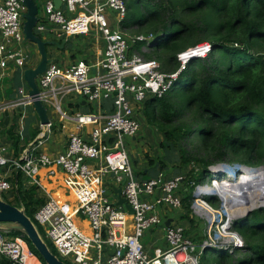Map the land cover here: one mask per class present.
<instances>
[{
  "label": "built area",
  "instance_id": "1",
  "mask_svg": "<svg viewBox=\"0 0 264 264\" xmlns=\"http://www.w3.org/2000/svg\"><path fill=\"white\" fill-rule=\"evenodd\" d=\"M41 1L44 16H39L35 30L38 35H55L59 30V37H100L105 49L94 63L80 61L69 67L51 63L38 79L39 99L45 106L55 107L60 123L73 122L78 131L68 136L64 152L55 157L43 153L55 127L48 113L50 123L40 124L37 138L19 156L11 145L0 143V170L5 172L0 176L2 199L6 197L9 203L15 199L16 186L9 179L10 173L23 174L27 186L41 187L42 169L50 177L62 172L73 200L62 202L46 194V202L34 214L33 222L45 242L71 264H200L199 255H209L210 249H217L215 254L243 251L245 243L233 226L248 215L225 214L227 199L216 190L229 177L226 172L240 175L247 168L228 164L211 167L206 181L192 184V212L206 224L202 241L197 243L174 219L169 227L165 225L169 209L183 208L181 191L186 175L168 179L161 174L144 182L134 173L125 141L141 131L139 109L150 98L161 99L172 91L180 73L165 74L156 62L131 54L132 45L145 42L151 46L149 39L153 36L132 37L122 30L128 0H61L60 9L54 0ZM26 12L23 0H0V82L8 79L11 72L30 69L33 54L23 48ZM212 49L204 44L180 55V72L188 68L192 59H205ZM17 95L15 102L0 111L34 107L29 90L18 88ZM71 98L85 99L95 105L98 113L70 116L64 105ZM105 102L112 103L108 115L101 114ZM87 126L94 128L81 132ZM19 136H23L22 131ZM109 177L118 189L122 188L133 215L116 205L118 198L110 199ZM232 200L235 205L242 203L238 197ZM81 219L89 225V233L80 226ZM156 228L164 230L166 248L151 256L143 240ZM0 256L11 264H34L32 260L37 258L25 237H12L10 231L2 229Z\"/></svg>",
  "mask_w": 264,
  "mask_h": 264
},
{
  "label": "trees",
  "instance_id": "2",
  "mask_svg": "<svg viewBox=\"0 0 264 264\" xmlns=\"http://www.w3.org/2000/svg\"><path fill=\"white\" fill-rule=\"evenodd\" d=\"M122 30L132 37L156 38L153 46H146L143 59L156 62L165 74L180 73L172 91L146 101L144 118L164 135L162 168L174 165L182 172L191 167L183 172L188 191L184 196L181 192L185 210L181 220L193 225L192 184L203 182L211 167H264V0H128ZM144 44L137 43L134 50L141 52ZM204 44L214 50L205 59H192L180 72L179 56ZM9 134L19 156L20 139ZM21 180L20 176L14 191L15 206H23L33 220L46 201L38 198L37 187L27 188ZM233 228L245 249L209 254L206 264H264V209L253 211ZM193 234L192 229L186 233L196 243L202 240ZM0 264L11 262L0 256Z\"/></svg>",
  "mask_w": 264,
  "mask_h": 264
},
{
  "label": "crops",
  "instance_id": "3",
  "mask_svg": "<svg viewBox=\"0 0 264 264\" xmlns=\"http://www.w3.org/2000/svg\"><path fill=\"white\" fill-rule=\"evenodd\" d=\"M58 32L59 30L56 31L55 35L48 34V36H43V38L49 41H56L59 44H62L63 41L67 40V43L65 44L63 49H59L57 47L60 52L56 54L57 56L54 59H51L56 61L57 64H59L60 66L69 67L80 61L94 63L102 56V53L105 49V45L101 41L100 37L99 39H96V37L92 36V48L88 54V58H79L81 56L77 57L76 55L78 51H76V49L74 48H71L70 46L71 38L65 35L59 37ZM82 48L83 47H80V49ZM37 63L38 62L36 60V57L33 55L32 63L30 64L29 68H35V65ZM21 87H24L25 89L29 90L24 81L23 72L21 71L11 72L8 79H5L3 82H0V109L9 107L11 103L15 102L18 99L17 89ZM111 107V102H105L103 104L101 114L108 115V113L111 111ZM64 109L72 117L77 114L91 115L94 113H98V109L95 107V105H91L85 99L82 98L67 99V101H65ZM51 114L55 116L57 120L56 123L52 120L53 123H55L54 135L52 137L51 142L44 146L42 152L45 154H49L52 157H55L65 151L68 136L72 133H77L78 130L77 125L75 123H60L57 114L55 112ZM40 124V120L34 107H22L19 109H8L6 111H0V143L11 145L14 151L16 152L15 155H17V149H15V147L13 146L14 140H12V135L9 133L12 131L13 135L19 137L20 148L24 150L26 146H28L37 138L39 134ZM93 128L94 126H87L84 127L81 132L87 133L93 130ZM149 128L150 130L147 131V129L144 127L143 134L138 135V137L131 138L129 141L130 145L134 148L135 153L136 150L138 152V160L134 162L135 168L137 169L138 179L147 182L150 180L157 179L161 174L167 177L168 179L180 176L183 172H178V169H174V165H168L165 169L162 168L163 156L161 158L158 157L164 154L161 145L164 142L165 138L164 135L161 133L162 138L160 139V149L157 148L156 144H154L153 142V140L156 139V133L153 132L154 127L149 126ZM21 131L23 132L22 137L19 136V133ZM34 133L36 134L35 136H33ZM9 137H11L12 139ZM21 151L19 152L18 150L19 155ZM2 174H5V172L0 170V176ZM18 176H21V182L24 184L25 187H33L31 185L27 186V180L23 178V174L19 175V173H10L9 179L13 184H15L14 186L18 187ZM39 180L41 183V187L34 186L37 187L39 199L46 201V194H50L51 196L59 199L62 202L70 203L71 200H73L72 196L69 195L67 189L65 188V176L62 172H58L54 177H50L49 172L46 169H42L40 172ZM110 181L112 183H110ZM107 184V187L110 189V191H112V193L117 196L115 190H117L118 188L116 185H114L111 177H109V180L107 179ZM182 191L184 196V193L188 191L186 183L182 186ZM13 202H15V199ZM173 218V216L165 214V219L167 221ZM175 218L178 219V222H183L179 213L176 214ZM80 226L86 232H90L89 225L82 219L80 220ZM143 241L146 246L147 252L151 256L157 255L166 248L165 232L162 228H156L151 230L149 233H147ZM39 262L40 261L38 258L32 260V263L34 264H39Z\"/></svg>",
  "mask_w": 264,
  "mask_h": 264
},
{
  "label": "water",
  "instance_id": "4",
  "mask_svg": "<svg viewBox=\"0 0 264 264\" xmlns=\"http://www.w3.org/2000/svg\"><path fill=\"white\" fill-rule=\"evenodd\" d=\"M57 9H60L63 4L61 0H54ZM23 4L27 9L24 14V35L25 43H34L38 49L40 55V62L35 68L26 69L23 73L24 81L29 89V95L34 101V109L38 115L40 123L42 125H48L50 123L48 117V111L43 102L39 99V87L38 79L46 72L48 65L51 63H57L49 58L48 47L56 46L59 49H63L67 40L62 44L56 41L45 40L43 37L36 33V26L39 22V7L34 0H23ZM214 49H212L213 51ZM264 168V167H261ZM260 168H255L258 170ZM17 189V187H16ZM118 201L116 205L118 207H125L129 215H133L134 211L132 207L127 203L126 199L122 196V188L115 190ZM257 208L256 210L261 209ZM253 210L247 212L249 216ZM173 222V219L166 221V227H169ZM0 229L10 232H16L25 237L31 246L38 252L42 258L44 264H67L60 259L59 256L54 254L45 240L42 238L38 229L36 228L33 220L26 214L25 208L16 207L5 200L0 198Z\"/></svg>",
  "mask_w": 264,
  "mask_h": 264
},
{
  "label": "rangeland",
  "instance_id": "5",
  "mask_svg": "<svg viewBox=\"0 0 264 264\" xmlns=\"http://www.w3.org/2000/svg\"><path fill=\"white\" fill-rule=\"evenodd\" d=\"M36 4L39 7V16L40 17L44 16L43 2L41 0H37L36 1ZM86 37H75V38L70 39V46H71V48H74V49H76V51H78L76 55H77V57L78 56H81L79 58H88V54H89V52H90V50L92 48V40H91L92 37L91 36H86ZM156 41H157L156 38L149 39V44L153 46L156 43ZM146 46L147 45L144 44V50H142L141 52H138V51H135L134 50V46L132 45L131 46V54H138L142 58V60H143L142 53H147ZM80 47H83V48L80 49ZM23 48H24V50L31 52L36 57V60L38 62L37 64H39V62H40L41 59H40V55L38 53V49H37L36 45L34 43L27 42V43H24L23 44ZM83 51H84V54H83ZM58 52H60V50L56 46H49L48 47V53H49V58L50 59H54L57 56L56 54H58ZM80 54H83V55H80ZM198 59H201V58H198ZM37 64L35 66H37ZM46 107H47V110H48V113H49L50 117L56 123L57 122L56 117L51 114V113H54L55 107L53 105H51V104H46ZM144 110H145V107L142 106L141 109H140V111L138 112L139 117L142 120V125H141L142 128H141V131H140L139 135L140 134H143V128L144 127L147 129V131L150 130L149 125L147 123V120L144 118ZM153 132L156 133V137L154 136L156 139L153 140V142H154V144H156L157 148L160 149V145H161L160 144V141H161L160 139L162 138L161 133L156 128H154V131ZM129 141H130V138H126V141H125L126 142V148H127L128 152L130 154L131 164H132L134 173H135V175L137 177V169L135 168L134 162H136L138 160V156H137L138 155V152L136 150V153L137 154L135 153L134 148L130 145ZM187 149L190 150L191 148L189 147ZM163 153H164V149H163ZM163 155L159 156L158 158H161ZM228 165H230V164H228ZM235 165H238V164H235ZM238 166L244 167L242 165H238ZM190 168L191 167L189 166L188 168H186L185 171H182V172H189L190 171ZM245 168L250 169L251 167H245ZM176 169H179V167H177ZM185 175L187 176V173H185ZM108 180H109V178H108ZM110 183H112V182L110 181ZM254 187L255 186H253V188H251V189H254ZM233 189H234V187H233ZM109 197H110V199L112 201H114L117 196H115L113 193H109ZM0 198L2 199V196L1 195H0ZM13 201H14V199L12 201H10V203H12L14 205H17L16 198H15V202H13ZM218 203H220V202L218 201ZM217 206H218V204H217ZM261 209H264V207H262ZM255 211H257V210H255ZM184 212H185V210H183V208L181 210H179V212H177V210L169 209L167 211L166 215L173 216L174 217L173 218L174 219V223H180V225H182L184 228H186V229L189 230V233H191V229H192L193 232H194L193 235H196V237L201 238L202 234L204 235L205 232H206V224H205V221L201 217L196 216L195 213H194V211H193L191 213V215H189L190 218L193 219V221H194V224L193 225L190 223V221H183L182 220L183 221L182 223L181 222H178V219L175 218L176 214L179 213V215H182V214H184ZM191 226H192V228H191ZM217 251H218L217 249H210L209 250V253L212 254V253H215ZM199 252H200V250L198 249L197 250V255H199ZM199 258H200V264H206V257H205L204 254L199 255Z\"/></svg>",
  "mask_w": 264,
  "mask_h": 264
},
{
  "label": "bare ground",
  "instance_id": "6",
  "mask_svg": "<svg viewBox=\"0 0 264 264\" xmlns=\"http://www.w3.org/2000/svg\"><path fill=\"white\" fill-rule=\"evenodd\" d=\"M226 174L229 177L216 190L221 197L227 199L225 214L229 212L234 217L242 216L250 210L264 207V168L256 171L245 169L240 175L233 172ZM253 186L254 189H251ZM237 197L242 203L235 205L232 199Z\"/></svg>",
  "mask_w": 264,
  "mask_h": 264
},
{
  "label": "clouds",
  "instance_id": "7",
  "mask_svg": "<svg viewBox=\"0 0 264 264\" xmlns=\"http://www.w3.org/2000/svg\"><path fill=\"white\" fill-rule=\"evenodd\" d=\"M40 36H41V35H40ZM41 37H43V36H41ZM153 38H154V37H153ZM45 40H46V39H45ZM201 59H204V58H201ZM207 175H210V171H209V173H208ZM207 175H206V176H207ZM39 261H40V260H39ZM40 262H41V261H40Z\"/></svg>",
  "mask_w": 264,
  "mask_h": 264
}]
</instances>
